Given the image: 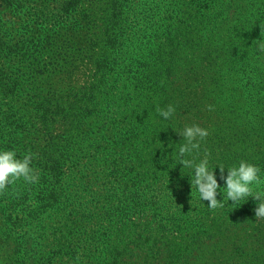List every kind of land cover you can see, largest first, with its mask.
Masks as SVG:
<instances>
[{
    "label": "trees",
    "instance_id": "obj_1",
    "mask_svg": "<svg viewBox=\"0 0 264 264\" xmlns=\"http://www.w3.org/2000/svg\"><path fill=\"white\" fill-rule=\"evenodd\" d=\"M0 3V148L38 176L0 193V264H264L252 198L210 209L169 146L199 123L264 189V0Z\"/></svg>",
    "mask_w": 264,
    "mask_h": 264
},
{
    "label": "clouds",
    "instance_id": "obj_2",
    "mask_svg": "<svg viewBox=\"0 0 264 264\" xmlns=\"http://www.w3.org/2000/svg\"><path fill=\"white\" fill-rule=\"evenodd\" d=\"M256 41L258 53H264V26H262L261 39ZM212 107L208 105L209 110ZM156 111L164 120H169L176 113V106L169 103L164 108L157 107ZM173 129L182 137V140L175 143L178 148L173 146L174 144L169 145L173 147L171 160L181 164L182 170H189L190 184L192 190L193 187L195 188L199 200L207 201V206L214 209L221 206L225 198L234 202L235 205L238 201L251 197L255 202L252 211L256 220L264 218V189L256 187L262 180L259 165L241 159L230 166L218 163L213 168L208 150L205 149L201 154V142L209 135L207 127L199 123H189L180 130ZM193 154L199 158H192ZM34 156L35 153L28 151L19 157L15 149L0 148V193L6 192L9 186L20 178L26 183L37 182L38 176L32 167ZM181 175H184L183 171ZM218 194H222L223 198L218 199Z\"/></svg>",
    "mask_w": 264,
    "mask_h": 264
},
{
    "label": "rangeland",
    "instance_id": "obj_3",
    "mask_svg": "<svg viewBox=\"0 0 264 264\" xmlns=\"http://www.w3.org/2000/svg\"><path fill=\"white\" fill-rule=\"evenodd\" d=\"M8 10H5V7L1 5L0 3V26L4 27L3 29H6V22L8 21L9 17L8 16Z\"/></svg>",
    "mask_w": 264,
    "mask_h": 264
}]
</instances>
